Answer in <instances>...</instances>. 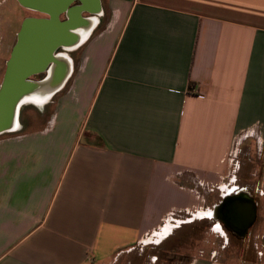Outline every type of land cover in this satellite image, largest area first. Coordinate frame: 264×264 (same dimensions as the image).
Returning a JSON list of instances; mask_svg holds the SVG:
<instances>
[{
	"label": "crops",
	"instance_id": "0c3cea01",
	"mask_svg": "<svg viewBox=\"0 0 264 264\" xmlns=\"http://www.w3.org/2000/svg\"><path fill=\"white\" fill-rule=\"evenodd\" d=\"M109 6L121 25L44 97L42 124L19 113L0 134V264H180L144 246L228 195L264 197V0ZM210 233L184 264H219Z\"/></svg>",
	"mask_w": 264,
	"mask_h": 264
},
{
	"label": "water",
	"instance_id": "95a60500",
	"mask_svg": "<svg viewBox=\"0 0 264 264\" xmlns=\"http://www.w3.org/2000/svg\"><path fill=\"white\" fill-rule=\"evenodd\" d=\"M18 1L31 11L49 16L27 17L22 24L20 39L12 59L7 62L5 81L0 85V134L14 128L17 108L21 101L26 100L23 93L30 91V95L44 98L58 90L45 93L43 89H36L40 81H34L33 77L46 73L41 79H47L56 60V51L64 47L71 50L80 45L82 38H79L77 30L87 21L82 15L84 12L98 14L103 10L102 0H79L80 4L75 7L70 6L75 0ZM64 13L66 18L62 19ZM220 208L227 210L222 219L240 235L245 234L257 220L256 201L243 193L228 195L219 205V211Z\"/></svg>",
	"mask_w": 264,
	"mask_h": 264
},
{
	"label": "rangeland",
	"instance_id": "374dc122",
	"mask_svg": "<svg viewBox=\"0 0 264 264\" xmlns=\"http://www.w3.org/2000/svg\"><path fill=\"white\" fill-rule=\"evenodd\" d=\"M102 9L103 10L98 14H91L89 12H84L82 14L83 17L97 16L94 23L95 30L93 31V34L91 33V38L88 36L90 39L89 41L87 40V43L84 42L83 46L76 50L75 48L69 50L67 47H64L59 48L56 51V54H65L72 58L75 62L74 74L71 76L66 90L73 84L75 76L81 70L80 68L82 59L84 58L86 45L103 30L117 28L121 25V22H117L118 20L114 16L112 9L109 6V0H102ZM35 15V11L25 8L19 3L18 0H0V84L5 81L4 75H6L5 73L8 70L7 62L9 59H12V55L17 46L16 44H18L20 39L19 34L25 18L34 17ZM61 18L65 19L64 17ZM43 75L45 74L34 76L33 79H41L43 78ZM37 100L42 102L37 103ZM44 100L45 99L42 96H38V98L35 99L36 104H33V99L29 100L28 102L25 101L23 103L24 106L23 104L21 105V110L19 112L21 113L20 119L26 121L27 116H29L30 119H36L33 123V127H37L42 124L43 116L50 113L52 106L49 103L44 104ZM239 158V160L242 162L246 161L245 157L241 155ZM252 194L255 196L254 198L257 201V221L249 231V234L246 236L245 240L242 239V237L239 238L236 234L231 233L224 225H220L222 228L214 229L218 222L215 221V215L213 213L211 214L212 217L209 218L208 221L206 220V222H200V218L195 217V220L192 223L187 222L175 225L178 227H176L177 229L175 228V230H173L171 235L181 228L183 229V227L186 225H188V227L191 229L189 231L192 232V230H194V234L192 235L193 239H191V236L190 239H188L187 237H184L186 231L183 233H178L180 238L175 239L170 246H167L169 249H172V253H166L162 250L164 248L162 245H164V243L171 238V235L161 242L154 240L153 242L145 245L144 249L149 251V261L153 263H159L162 259H168L169 262L174 261L176 263L184 264L188 262L190 254L183 255V251L185 253L189 251L192 253L195 249L198 250L201 246H203L204 232L209 231V233L211 232L210 237H213L212 246L218 250L214 258L215 262H218L219 264H261V254L264 252V197H261L259 193H255L253 191ZM197 215L199 214L197 213ZM185 216L186 215H183V217ZM189 244L192 246V249H187V247H184L188 246ZM161 247L162 249L160 250ZM159 250L160 253L158 254Z\"/></svg>",
	"mask_w": 264,
	"mask_h": 264
},
{
	"label": "bare ground",
	"instance_id": "6f19581e",
	"mask_svg": "<svg viewBox=\"0 0 264 264\" xmlns=\"http://www.w3.org/2000/svg\"><path fill=\"white\" fill-rule=\"evenodd\" d=\"M86 18H87L86 23L83 24V26L79 30H77L79 32V38L80 39L82 38V40H81L80 45H78L75 49L79 48L88 39V36H90L93 29L95 28L94 23H95L97 16L95 15V16H90V17H86ZM55 56H56L55 57L56 60L54 61V63H53L54 65L50 69V74H49L48 78L43 80V81H42V79L41 80L40 79L34 80V81H40V84L36 87V89H43V92H45V93L51 92V91L59 88L60 86H62L67 75L68 74L70 75V73L74 69L73 61L70 57H68L67 55L62 54V53L56 54ZM23 94H24V96H26L25 101H27V102L36 97V96L30 95V91H27ZM41 102L42 101L37 100V103H41ZM23 103L21 101V103L19 104L20 106H18V108H17L15 123L18 120V115H19V112L21 110V105ZM13 124H14V122H13ZM214 214H215V216H218L217 212H214Z\"/></svg>",
	"mask_w": 264,
	"mask_h": 264
},
{
	"label": "flooded vegetation",
	"instance_id": "af4514ba",
	"mask_svg": "<svg viewBox=\"0 0 264 264\" xmlns=\"http://www.w3.org/2000/svg\"><path fill=\"white\" fill-rule=\"evenodd\" d=\"M80 4V1L79 0H75V1H73L72 3H71V7H75V6H78ZM49 15H47V14H45V13H41V12H36V15L34 16V17H48ZM61 17H64V18H66V14L64 13V14H62V16ZM78 49V48H77ZM76 50V49H75ZM72 59V58H71ZM72 61H73V59H72ZM73 67H74V63H73ZM73 71H74V69H73ZM42 74H45L46 75V73H42ZM40 75V74H39ZM45 75H43L42 77H44ZM36 76H38V75H36ZM245 195H247V194H245ZM224 215H227V210L224 208V209H221V211H218V217L219 218H222ZM226 226H227V228L228 229H230V230H232L233 231V228L229 225V224H227L226 223ZM234 232V234H238V235H240L239 233H237V232H235V231H233ZM248 234H249V232L247 231L245 234H243V235H240V236H245L244 237V239L246 238V236H248Z\"/></svg>",
	"mask_w": 264,
	"mask_h": 264
}]
</instances>
